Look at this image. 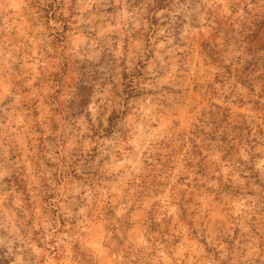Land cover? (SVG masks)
Wrapping results in <instances>:
<instances>
[{
	"label": "rangeland",
	"instance_id": "1",
	"mask_svg": "<svg viewBox=\"0 0 264 264\" xmlns=\"http://www.w3.org/2000/svg\"><path fill=\"white\" fill-rule=\"evenodd\" d=\"M0 264H264V0H0Z\"/></svg>",
	"mask_w": 264,
	"mask_h": 264
}]
</instances>
